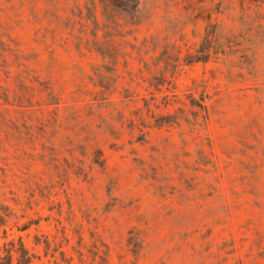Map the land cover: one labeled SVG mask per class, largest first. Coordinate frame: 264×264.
<instances>
[{"label": "rangeland", "instance_id": "obj_1", "mask_svg": "<svg viewBox=\"0 0 264 264\" xmlns=\"http://www.w3.org/2000/svg\"><path fill=\"white\" fill-rule=\"evenodd\" d=\"M121 1L0 0V255L264 264V3Z\"/></svg>", "mask_w": 264, "mask_h": 264}, {"label": "trees", "instance_id": "obj_2", "mask_svg": "<svg viewBox=\"0 0 264 264\" xmlns=\"http://www.w3.org/2000/svg\"><path fill=\"white\" fill-rule=\"evenodd\" d=\"M112 4L120 6L122 4L121 0H110ZM247 1H254L255 6H261L264 3V0H247ZM244 0H239L240 5H243ZM212 32L213 34L216 33V38H218V28L219 25L215 21L212 23ZM219 46V43H218ZM218 51H220L218 49ZM196 58L199 59L198 56ZM201 58H205V55L201 56ZM194 99V98H193ZM203 97H199L198 100L194 99L193 103H196L199 107H202L206 109L207 106L203 102ZM56 102V101H55ZM167 104V103H166ZM207 115L204 117L206 119ZM10 213V210L8 209V206L5 204L0 205V229L3 231L2 236L5 235V228L3 225L6 222V217ZM7 243L9 246H4V253L0 255V264H13L11 260V251H14L16 253V261L14 264H29L31 259V254L26 250V248L22 245L19 237L16 239L17 246H14V241L12 240V237L8 239Z\"/></svg>", "mask_w": 264, "mask_h": 264}]
</instances>
